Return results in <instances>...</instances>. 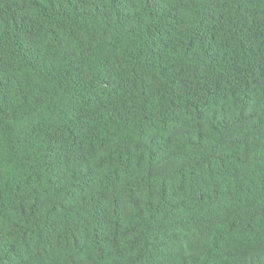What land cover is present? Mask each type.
<instances>
[{"label": "trees", "instance_id": "trees-1", "mask_svg": "<svg viewBox=\"0 0 264 264\" xmlns=\"http://www.w3.org/2000/svg\"><path fill=\"white\" fill-rule=\"evenodd\" d=\"M0 264H264V0H0Z\"/></svg>", "mask_w": 264, "mask_h": 264}]
</instances>
